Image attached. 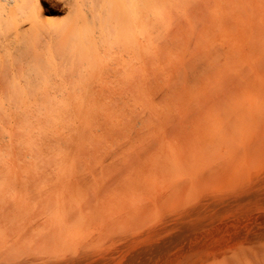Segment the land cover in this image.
Here are the masks:
<instances>
[{"label": "bare ground", "instance_id": "6f19581e", "mask_svg": "<svg viewBox=\"0 0 264 264\" xmlns=\"http://www.w3.org/2000/svg\"><path fill=\"white\" fill-rule=\"evenodd\" d=\"M37 1L0 0V264H264V0H209L163 43L165 0L89 1L113 10L115 56H100L104 100L75 88L77 145L56 138L57 167L40 164L30 87L60 63L29 50L71 25L40 20Z\"/></svg>", "mask_w": 264, "mask_h": 264}, {"label": "rangeland", "instance_id": "374dc122", "mask_svg": "<svg viewBox=\"0 0 264 264\" xmlns=\"http://www.w3.org/2000/svg\"><path fill=\"white\" fill-rule=\"evenodd\" d=\"M89 1L93 0H83V4L79 3V6L81 5L84 9L88 10L87 19L89 24L84 27L73 22L75 15H73L74 10H70L69 0H38L36 2L37 11L41 14L40 20L48 23H57V25L67 21L71 25L69 29L70 33L66 36L53 35L51 31L47 33L42 32L38 36V41L35 42L34 48L30 49L31 51L29 50L30 54L41 55L42 58H47L51 54L60 63L59 69L47 70L43 74V80H40V84L38 85L37 83V85L30 87H34L35 89L38 87L41 92L39 95L40 99L45 100L41 110L34 112L35 114H41V133L39 135L40 138L36 139L40 140L38 144L43 148L40 164L57 167L65 162L63 154L60 157L58 144L55 143V147L53 148L54 141L60 135V143L63 146L65 145L69 152L73 153L77 145L76 137L81 126L80 117L78 118L81 105H85L86 107L91 106L90 104L93 101L91 100V94H99L101 99L104 100L103 95L106 92L102 94L104 92L102 87L109 86L103 83L101 77L103 64L100 56H115L111 49V42H109L113 25L111 19L113 10L110 9L107 3L102 4L101 10L99 5L90 3ZM164 3L169 4V6L168 8L165 7L162 21L157 23L154 30L157 37L156 41L162 43L165 41L166 32L170 29L169 25L172 27L180 26V29L182 27H185L183 29H190L189 16L193 8L213 4L209 0H165ZM29 28L30 25L27 24L25 29L29 30ZM89 29L91 33L88 32ZM83 32L88 35V38L85 37L87 41H85L87 43L85 47L79 44L78 39L75 40L73 38L78 34L84 35ZM51 46L53 49L49 50ZM97 46H100V48L96 51L94 47L97 48ZM80 48L83 51H88L89 48L90 51H93L92 63L89 62L91 65L89 63L88 65L80 64L76 61L78 59L77 56L82 52ZM157 61V57H148L149 65ZM76 87H86L84 93L85 99L81 105L76 96H74ZM30 88H27V91ZM59 88L67 92V97H69L68 102L64 103L62 98L60 100V98L55 97V94H60ZM44 90H49L50 92H44L43 95ZM58 117L59 119H57ZM50 132L55 133V137L51 138V142L48 141V133ZM31 142L32 144L35 143L34 139ZM48 147L49 150H47Z\"/></svg>", "mask_w": 264, "mask_h": 264}]
</instances>
